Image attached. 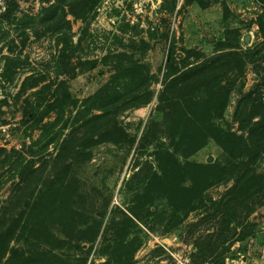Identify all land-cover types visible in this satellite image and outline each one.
<instances>
[{
  "label": "rangeland",
  "instance_id": "1",
  "mask_svg": "<svg viewBox=\"0 0 264 264\" xmlns=\"http://www.w3.org/2000/svg\"><path fill=\"white\" fill-rule=\"evenodd\" d=\"M10 4H17L11 20L5 15ZM262 32L264 0H0V214L23 173L31 182L39 172V178L54 176L71 163L81 188L94 198L90 206L113 197L127 241H142L130 264H264V198L222 234L218 218L202 223L204 215L196 214L183 215L173 232L163 233L164 226L153 231L125 186L142 162L136 146L93 145L114 119L139 142L164 88L169 48L191 58L190 63L212 65L257 46L264 76ZM260 78L249 65L245 86L241 89L239 82L231 95L225 128L237 130L233 120L239 101L257 89ZM149 92L154 98L141 105ZM260 93L264 100V86ZM191 161L215 165L225 155L210 141ZM258 171L264 175V159ZM226 189L219 186L208 194L220 200ZM24 205L15 197L10 210L17 214ZM171 219L167 211L166 222ZM18 234L10 251L0 252V264H40L35 252L41 257L45 245ZM81 252L66 246L60 253ZM111 258L92 252L90 260L117 264Z\"/></svg>",
  "mask_w": 264,
  "mask_h": 264
},
{
  "label": "trees",
  "instance_id": "2",
  "mask_svg": "<svg viewBox=\"0 0 264 264\" xmlns=\"http://www.w3.org/2000/svg\"><path fill=\"white\" fill-rule=\"evenodd\" d=\"M16 9L17 4H10L6 18H15ZM258 53L255 46L209 65L207 61L190 63L191 58L179 56L171 47L164 88L158 93V105L139 142L131 140L116 119L100 131V139L93 145L130 142L132 149L136 146L135 153L142 162L131 180L124 183L131 193L130 202L146 214L153 231H161L164 226L163 233L173 232L183 215L188 218L196 214L204 215L202 223L218 218L217 230L221 228L222 234L232 224H240L245 212L251 214L255 206L262 204L264 175L258 165L264 159V100L260 93L264 76L260 63L263 57ZM251 64L260 82L257 89L242 95L233 120L237 130L233 131L222 121L237 84L240 82L241 89L245 86L246 69ZM154 96L155 92H149L141 105ZM210 141L222 148L225 161L215 165L191 161ZM72 168L69 163L54 176L40 178V172L37 175L35 171L31 182L23 173L17 189L1 207V254L10 251V242L19 233V239L26 237L33 244L45 245L41 257L35 252V262L40 264H95L94 259L90 260L92 252L98 256L108 254L117 264H130L131 253L141 247L142 241H127L125 220L123 216L117 220L114 213L121 212L118 206H112L113 197L96 208L94 202L90 206L94 198L81 188ZM219 186L227 189L220 200H213L208 192ZM15 197L25 203L17 214L10 210ZM110 207L111 218L106 220ZM154 211L157 221L151 219ZM167 211L172 212L168 222ZM134 215L139 220L144 217ZM84 244L89 246L87 250ZM66 246L70 252H82L63 255L60 252Z\"/></svg>",
  "mask_w": 264,
  "mask_h": 264
},
{
  "label": "water",
  "instance_id": "3",
  "mask_svg": "<svg viewBox=\"0 0 264 264\" xmlns=\"http://www.w3.org/2000/svg\"><path fill=\"white\" fill-rule=\"evenodd\" d=\"M210 162H211V160H210ZM232 233H234V230H232Z\"/></svg>",
  "mask_w": 264,
  "mask_h": 264
},
{
  "label": "built area",
  "instance_id": "4",
  "mask_svg": "<svg viewBox=\"0 0 264 264\" xmlns=\"http://www.w3.org/2000/svg\"><path fill=\"white\" fill-rule=\"evenodd\" d=\"M263 255H264V249H263Z\"/></svg>",
  "mask_w": 264,
  "mask_h": 264
}]
</instances>
